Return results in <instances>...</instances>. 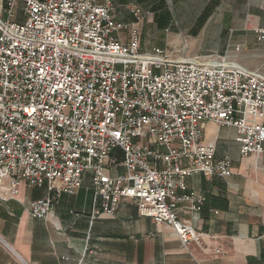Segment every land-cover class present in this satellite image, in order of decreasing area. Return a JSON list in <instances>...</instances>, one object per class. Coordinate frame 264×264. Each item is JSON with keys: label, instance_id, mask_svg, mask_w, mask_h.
I'll return each mask as SVG.
<instances>
[{"label": "built area", "instance_id": "1", "mask_svg": "<svg viewBox=\"0 0 264 264\" xmlns=\"http://www.w3.org/2000/svg\"><path fill=\"white\" fill-rule=\"evenodd\" d=\"M256 41L264 44V28ZM263 119V77L143 48L113 0H0V188L7 178L5 197L22 183L48 185L54 194L30 204L35 218L89 174L102 213L133 199L189 249L201 234L179 208L198 212L206 197L187 190V177L233 173L230 157L215 159L202 141L204 124L234 127L248 156L264 154ZM117 150L126 173L111 175Z\"/></svg>", "mask_w": 264, "mask_h": 264}, {"label": "crops", "instance_id": "2", "mask_svg": "<svg viewBox=\"0 0 264 264\" xmlns=\"http://www.w3.org/2000/svg\"><path fill=\"white\" fill-rule=\"evenodd\" d=\"M113 3L116 20L138 29L143 48L214 60L264 78V44L256 41V30L264 28V0ZM236 138L234 127L204 124L202 141L215 146V159L230 157L233 173L187 177V190L206 197L198 212L186 204L179 208L180 219L201 234L189 249L170 225L140 215L133 199L123 198L113 215L102 213L89 174L76 193L55 197L46 219L33 217L30 204L54 194L48 185L22 183L16 196L5 197L7 178L0 188V264H264V154L243 156ZM109 173L126 169L116 159Z\"/></svg>", "mask_w": 264, "mask_h": 264}, {"label": "rangeland", "instance_id": "3", "mask_svg": "<svg viewBox=\"0 0 264 264\" xmlns=\"http://www.w3.org/2000/svg\"><path fill=\"white\" fill-rule=\"evenodd\" d=\"M18 13L21 14L20 7H18ZM4 18H7V15L6 14L4 15ZM119 34H120V36L123 37V36H125L127 34V32L126 31H121ZM140 38L142 39L141 33H140ZM153 48H158V47L157 46H151V47H147V48L145 47V49H153Z\"/></svg>", "mask_w": 264, "mask_h": 264}, {"label": "trees", "instance_id": "4", "mask_svg": "<svg viewBox=\"0 0 264 264\" xmlns=\"http://www.w3.org/2000/svg\"><path fill=\"white\" fill-rule=\"evenodd\" d=\"M114 155H116L115 157L117 159V162H121L124 158L123 152L121 150H117Z\"/></svg>", "mask_w": 264, "mask_h": 264}]
</instances>
